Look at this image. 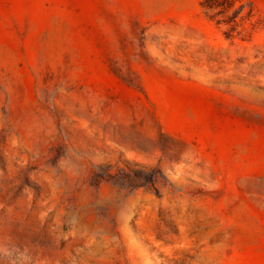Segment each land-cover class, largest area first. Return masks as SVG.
<instances>
[{
    "label": "rangeland",
    "instance_id": "rangeland-1",
    "mask_svg": "<svg viewBox=\"0 0 264 264\" xmlns=\"http://www.w3.org/2000/svg\"><path fill=\"white\" fill-rule=\"evenodd\" d=\"M199 4L210 41L153 56L137 0H0V264H264V0ZM232 121L258 164L206 170Z\"/></svg>",
    "mask_w": 264,
    "mask_h": 264
},
{
    "label": "crops",
    "instance_id": "crops-1",
    "mask_svg": "<svg viewBox=\"0 0 264 264\" xmlns=\"http://www.w3.org/2000/svg\"><path fill=\"white\" fill-rule=\"evenodd\" d=\"M144 17L151 19L147 25V32L144 42L155 44L152 50L153 56L156 53L167 51L162 44L167 43H205L210 41L211 35L207 32L212 29L210 21L203 14L199 0H137ZM189 17L194 23H191ZM155 20V21H153ZM225 71H228L225 70ZM212 80L204 81L197 79L198 84L204 88L202 100H205L206 106H211L218 110V117L222 122L229 123V114H231V102L238 106L246 104V95L232 91L227 83L223 80L219 82L220 76L223 78L224 70L212 72ZM225 113V114H224ZM226 116V119L224 118ZM237 117V116H235ZM233 122V121H232ZM234 131L225 130L223 127L212 129L205 127V132L199 137L203 141L202 146L206 154L212 157L205 159L206 170H221L222 172H239L244 171L246 167H252L258 164L257 159L253 157L255 150L238 143L229 144L230 139L247 138L248 136H239L238 123ZM191 137H196L191 134ZM198 137V136H197ZM259 151V150H258ZM252 157H247L251 156ZM251 163V164H250ZM262 163V162H261ZM242 170V171H241ZM235 177L234 175H232ZM239 179V178H238ZM257 179V178H256ZM233 184H235L233 182Z\"/></svg>",
    "mask_w": 264,
    "mask_h": 264
}]
</instances>
